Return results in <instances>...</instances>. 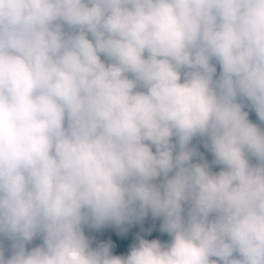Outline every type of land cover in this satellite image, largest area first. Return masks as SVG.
<instances>
[{"label":"clouds","instance_id":"obj_1","mask_svg":"<svg viewBox=\"0 0 264 264\" xmlns=\"http://www.w3.org/2000/svg\"><path fill=\"white\" fill-rule=\"evenodd\" d=\"M0 264H264V0H0Z\"/></svg>","mask_w":264,"mask_h":264},{"label":"trees","instance_id":"obj_2","mask_svg":"<svg viewBox=\"0 0 264 264\" xmlns=\"http://www.w3.org/2000/svg\"><path fill=\"white\" fill-rule=\"evenodd\" d=\"M219 73V68L217 69ZM245 111H249V119L253 123H259L258 117L256 116L254 111H250L248 108H245ZM193 145L198 147L199 151L203 154L206 160H208L209 163L212 161V155L211 153L204 147V143L200 139H195L193 141ZM197 162V161H194ZM218 169L219 167H214L213 169ZM219 170V169H218ZM139 223H134L129 225L128 227L122 229V230H115L112 223L105 224L104 226L100 227L99 229L96 228H90L88 226H85V235L92 241V246L97 247L98 245L102 243H111L112 244V251L113 255L121 256V254L118 252L119 246L130 239L136 231L140 228ZM42 241L37 238L34 240V243L40 244ZM5 246L7 245L8 241H5Z\"/></svg>","mask_w":264,"mask_h":264},{"label":"rangeland","instance_id":"obj_3","mask_svg":"<svg viewBox=\"0 0 264 264\" xmlns=\"http://www.w3.org/2000/svg\"><path fill=\"white\" fill-rule=\"evenodd\" d=\"M218 169L215 168L213 170L219 171ZM134 223H139L141 226L130 239L123 242L119 246L118 252L121 254V256L129 254L131 248L134 245L138 244L139 240L141 238L147 239L149 241L158 239L162 243L167 242L169 240V236L166 233H162L160 230L161 225H162V219L153 217L151 215V213H149L148 216H146L143 219H135L131 222H126L122 225H116V224L112 223V225H113L115 230L119 231V230H122V229H124V228H126L129 225L134 224ZM8 244H9V242L5 246L6 248L8 247ZM37 245L38 244L34 243V241H33L32 244L29 245V247H35ZM7 254L8 253L6 252V255Z\"/></svg>","mask_w":264,"mask_h":264}]
</instances>
